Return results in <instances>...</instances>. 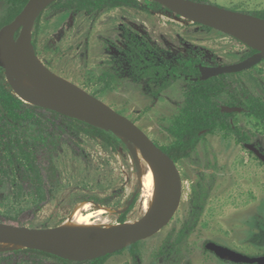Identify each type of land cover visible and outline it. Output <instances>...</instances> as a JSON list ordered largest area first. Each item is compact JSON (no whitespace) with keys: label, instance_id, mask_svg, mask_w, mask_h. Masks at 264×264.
<instances>
[{"label":"rangeland","instance_id":"rangeland-1","mask_svg":"<svg viewBox=\"0 0 264 264\" xmlns=\"http://www.w3.org/2000/svg\"><path fill=\"white\" fill-rule=\"evenodd\" d=\"M206 1L249 15L264 9V0ZM8 8L1 0L0 29L9 17ZM34 24L29 41L44 69L134 122L159 148H168L173 142L166 128L183 105L187 82L178 79L169 89L152 96L151 83L130 67L126 54L130 45L137 42L144 47V60L151 64L170 67L178 66L182 58L225 66L242 61L251 51L217 30L193 24L146 0L134 8L92 14L48 7L39 16L37 29ZM104 74L111 77L109 89L104 88L108 80L99 81ZM232 79L242 104L249 98L264 102V60ZM218 101L225 103L227 95ZM40 115L46 116L41 111ZM228 122L264 153L261 122L244 110ZM133 150L134 145L124 139L108 144L84 129L63 144L53 159L59 176L52 199L31 210L41 201L38 196L42 192L16 198L15 187L5 184L0 187V216L22 213L24 227L56 228L84 200L116 211L110 215L115 221L120 216L137 219L140 190ZM175 167L181 198L170 220L137 242L132 253L115 254L105 264H231L208 251V242L250 257L264 255L263 164L236 145L232 136L225 138L216 132L203 138L190 157L175 162Z\"/></svg>","mask_w":264,"mask_h":264},{"label":"trees","instance_id":"trees-1","mask_svg":"<svg viewBox=\"0 0 264 264\" xmlns=\"http://www.w3.org/2000/svg\"><path fill=\"white\" fill-rule=\"evenodd\" d=\"M2 1L9 6V17L1 28L14 20L28 0ZM191 1L208 3L206 0ZM138 2V0H57L49 7L58 12L72 10L92 14L119 7L134 8ZM251 15L264 20V9ZM39 16L34 24L35 29L38 28ZM17 36L18 32L15 34V37ZM147 48L151 49L148 46ZM144 52L145 48L135 42L130 45L126 54L135 74L151 83L150 93L154 97L167 90L178 78L185 80L187 77L195 78L199 74L198 65L201 63L199 59L179 60L177 67L155 66L144 60ZM232 77L233 75L229 74L202 82L187 81L183 91V105L166 128L173 142L168 148H160L174 163L189 158L206 135L216 132H222L226 138L234 134L236 143L240 145L249 142L245 134L228 123V118L233 114L222 111V106L235 107L241 101ZM99 81H106L104 88H110V76L101 75ZM223 94L227 95V101L221 104L218 98ZM243 106L264 122V103L258 98H249ZM40 111L46 116H41ZM84 129L90 130L108 144L119 143V138L110 132L50 110L24 104L5 84L4 70L0 67V187L5 184L15 187L16 198L31 194L33 191L37 193L41 191L42 195L38 196L41 201L31 210L39 209L52 199L59 176L53 159L63 144L68 143ZM21 216L22 213L15 217L0 216V223L24 227ZM118 221L123 222L124 219L120 218ZM135 245L136 243L132 244L127 250L132 253ZM120 253L121 251L115 254ZM108 257L110 256L87 262H72L26 248L0 253V264H104Z\"/></svg>","mask_w":264,"mask_h":264},{"label":"water","instance_id":"water-1","mask_svg":"<svg viewBox=\"0 0 264 264\" xmlns=\"http://www.w3.org/2000/svg\"><path fill=\"white\" fill-rule=\"evenodd\" d=\"M56 1L28 0L14 20L0 29V67L4 70L5 80L13 94L29 105L51 110L110 132L117 138L124 139L134 146L143 147L163 166L166 176V198L160 210L130 232L109 242L91 244L64 235L58 232L56 228L30 229L0 223V240L16 244L20 246V249H35L72 262H87L122 251L159 231L170 220L180 203L181 181L174 162L150 141L135 123L79 87L56 79L34 58L27 57L26 60L30 66L42 73L41 78L46 83L53 84L58 90L65 92L68 95V100L62 104L43 102L30 94L15 79L10 68V51L14 48L13 43L10 41V33H13V38H15L16 32L19 34L29 31L30 33V29L38 16ZM146 1L159 4L193 24L217 30L257 52L237 64L222 67H202L201 75L193 79L194 81H205L222 74L242 72L264 59V33L261 31L264 27V20L260 18L209 3H199L191 0ZM222 111L239 112L240 109L224 107ZM245 147L264 163V154H261L251 145H245ZM205 248L220 260L228 263L264 264V256H246L213 242H208Z\"/></svg>","mask_w":264,"mask_h":264},{"label":"bare ground","instance_id":"bare-ground-1","mask_svg":"<svg viewBox=\"0 0 264 264\" xmlns=\"http://www.w3.org/2000/svg\"><path fill=\"white\" fill-rule=\"evenodd\" d=\"M264 33V27L261 29ZM10 41L14 48L10 51V68L13 76L35 98L49 103L62 104L68 100V95L53 84L46 83L36 70L26 60L34 58L39 63L29 41L30 33H19ZM133 156L137 172L136 185L140 190V214L137 219L117 222L110 217L116 211L107 206L96 205L92 201H80L70 211V214L58 224L56 230L64 235L91 243L109 242L130 232L142 222L154 216L163 206L166 198V176L163 166L143 147L134 146ZM20 246L0 240V253L19 250Z\"/></svg>","mask_w":264,"mask_h":264},{"label":"flooded vegetation","instance_id":"flooded-vegetation-1","mask_svg":"<svg viewBox=\"0 0 264 264\" xmlns=\"http://www.w3.org/2000/svg\"><path fill=\"white\" fill-rule=\"evenodd\" d=\"M138 1H140V0H138ZM159 5V4H158ZM119 8H124V7H119ZM127 8H130V7H127ZM115 9V8H114ZM197 25V24H196ZM230 37V36H229ZM232 38V37H231ZM234 39V38H233ZM237 41V40H236ZM239 42V41H238ZM147 47V46H146ZM152 49V48H151ZM251 50V49H250ZM257 52L256 51H254V50H251L250 51V53H249V55H248V57H246L245 59H243L242 61H244V60H246L247 58H249V57H251V56H253L254 54H256ZM182 59H186V58H182ZM182 59H180V60H182ZM191 60H193V59H191ZM194 60H196V59H194ZM264 60V59H263ZM262 60V61H263ZM200 61V60H199ZM242 61H240V62H242ZM261 61V62H262ZM201 62V61H200ZM261 62H259L258 64H260ZM203 63V64H202ZM237 63H239V62H237ZM237 63H234V64H237ZM258 64H256L255 66H257ZM153 65H155V64H153ZM229 65H232V64H229ZM170 66V65H169ZM225 66H228V65H225ZM255 66H253V67H251V68H249V69H252V68H254ZM172 67H174V66H172ZM177 67V66H176ZM202 67H219V66H209L207 63H205V62H201L199 65H198V68H199V74H198V76L197 77H199L200 75H201V68ZM220 67H222V66H220ZM249 69H247V70H249ZM247 70H244V71H247ZM244 71H242V72H244ZM242 72H238V73H242ZM238 73H231V75H236V74H238ZM222 75H229V74H222ZM219 76H221V75H219ZM197 77H195V78H197ZM216 77H218V76H216ZM4 78H5V76H4ZM195 78H190V77H187V78H185V81L187 82V81H194L193 79H195ZM212 78H214V77H212ZM178 79H181V78H178ZM177 79V80H178ZM209 79H211V78H209ZM209 79H207V80H209ZM176 80V81H177ZM184 80V79H183ZM175 81V82H176ZM206 81V80H205ZM174 82V83H175ZM194 82H202V81H194ZM173 83V84H174ZM172 84V85H173ZM171 85V86H172ZM170 86V87H171ZM187 86V85H186ZM169 87V88H170ZM168 88V89H169ZM10 90H11V88H9ZM12 91V90H11ZM165 91V90H164ZM163 92V91H162ZM12 94H13V91H12ZM14 95V94H13ZM93 96V95H92ZM18 98V97H17ZM240 98H241V96H240ZM19 99V98H18ZM20 100V99H19ZM21 101V100H20ZM21 102H23V101H21ZM262 102V101H261ZM24 104H26V105H29V104H27V103H25V102H23ZM264 103V102H263ZM244 104V103H243ZM243 104H242V99H241V101L239 102V104L237 105V106H235V107H227V106H222V109L224 108V107H227V108H238V109H240V111L239 112H226L227 114H233V115H235V114H238V113H241L243 110L244 111H247L253 118H256L255 117V115H253L252 113H250L249 112V110H247V109H245L244 108V106H243ZM242 105V106H241ZM29 106H33V105H29ZM36 107V106H35ZM40 108V107H39ZM47 110V109H46ZM51 111V110H50ZM232 115V116H233ZM232 116H230L229 118H231ZM66 117V116H65ZM229 118H228V120H229ZM259 122H261L263 125H264V122L263 121H261V120H259L258 118H256ZM134 123V122H133ZM229 123V122H228ZM231 125V124H230ZM232 126V125H231ZM232 127H236V128H238L237 126H232ZM238 130L241 132V130L238 128ZM242 133V132H241ZM242 134H244V133H242ZM209 135H212V134H209ZM246 135V134H245ZM206 136H208V135H206ZM205 136V137H206ZM233 137V139H234V143L236 144V145H238V146H240V147H242V149H244L245 151H247L248 153H250V154H252L253 156H254V158H256L257 160H258V158L254 155V153L252 152V151H250V150H248L246 147H245V145H251V146H253L257 151H259L261 154H264L263 152H261L256 146H254L253 144H251V142H250V138H249V142H247V143H243V144H237L236 143V137H235V135L234 134H232V135H230L229 137H227V138H230V137ZM226 138V137H225ZM159 148V147H158ZM196 148V147H195ZM193 153V152H192ZM261 164H263L264 165V163H262L260 160H258ZM175 164V163H174ZM84 201V200H83ZM94 203V202H93ZM95 204V203H94ZM96 205H98V204H96ZM120 218H125V216H120ZM120 218H118L117 219V222H119L118 220L120 219ZM125 221V220H124ZM31 229V228H30ZM125 250H127V248L126 249H124V250H122L121 252H123V251H125ZM16 251V250H15ZM120 252V251H119ZM113 255H115V254H112V255H109L110 257L111 256H113ZM108 256V255H107ZM262 256H264V255H262ZM110 257H108L107 258V260L110 258ZM256 257H258V256H256ZM103 258V257H102ZM106 260V261H107ZM106 261H105V263H106ZM104 263V264H105ZM232 264V263H231Z\"/></svg>","mask_w":264,"mask_h":264}]
</instances>
